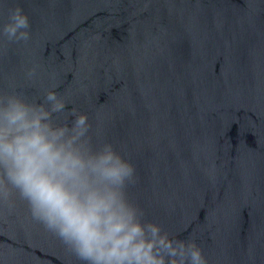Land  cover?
I'll list each match as a JSON object with an SVG mask.
<instances>
[{
    "label": "water",
    "instance_id": "obj_1",
    "mask_svg": "<svg viewBox=\"0 0 264 264\" xmlns=\"http://www.w3.org/2000/svg\"><path fill=\"white\" fill-rule=\"evenodd\" d=\"M0 92H57L130 160L129 199L207 264H264V0H0ZM36 67V76L27 71ZM0 264H84L13 193Z\"/></svg>",
    "mask_w": 264,
    "mask_h": 264
},
{
    "label": "clouds",
    "instance_id": "obj_2",
    "mask_svg": "<svg viewBox=\"0 0 264 264\" xmlns=\"http://www.w3.org/2000/svg\"><path fill=\"white\" fill-rule=\"evenodd\" d=\"M23 9L0 36L30 39ZM36 76V67L26 73ZM54 91L28 100L0 92V201L13 193L84 264H207L194 241L169 238L129 199L135 168L109 142L93 144L88 117Z\"/></svg>",
    "mask_w": 264,
    "mask_h": 264
}]
</instances>
